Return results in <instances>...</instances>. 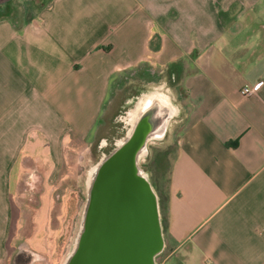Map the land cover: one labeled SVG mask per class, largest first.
Returning <instances> with one entry per match:
<instances>
[{
  "label": "crops",
  "instance_id": "crops-1",
  "mask_svg": "<svg viewBox=\"0 0 264 264\" xmlns=\"http://www.w3.org/2000/svg\"><path fill=\"white\" fill-rule=\"evenodd\" d=\"M26 4L0 13V264L43 255L58 187L116 108L113 81L143 69L188 109L159 264H264V0Z\"/></svg>",
  "mask_w": 264,
  "mask_h": 264
},
{
  "label": "water",
  "instance_id": "water-1",
  "mask_svg": "<svg viewBox=\"0 0 264 264\" xmlns=\"http://www.w3.org/2000/svg\"><path fill=\"white\" fill-rule=\"evenodd\" d=\"M156 98L167 105L160 115L153 107ZM144 102L149 106L140 117L131 116V130L88 169V199L76 253L67 255L63 264H156L162 254L165 238L159 197L140 159L146 155V131L160 126L151 138L161 143L172 122L180 118V107L168 93L151 91Z\"/></svg>",
  "mask_w": 264,
  "mask_h": 264
},
{
  "label": "rangeland",
  "instance_id": "rangeland-1",
  "mask_svg": "<svg viewBox=\"0 0 264 264\" xmlns=\"http://www.w3.org/2000/svg\"><path fill=\"white\" fill-rule=\"evenodd\" d=\"M20 1L25 2V0ZM47 1L48 0H26L27 4L25 7L23 6V9L25 11L26 8L25 12L35 13L40 10ZM22 17H25V15ZM160 78L158 73L154 75V72L143 69L135 72L123 73L113 81L110 98L113 101L115 100L114 103L116 102V108L112 114H108L107 119L102 120V123H105L107 128H105L100 135L95 137L93 145L90 147L91 150L85 154L80 166L74 167L67 181L59 185L57 193L55 194L56 199L52 223L48 226L47 231L42 232L47 247L44 248L43 255L40 254V257H38V260L40 259L39 262L42 261L43 264H63L80 227L87 197L85 185L87 171L99 159L100 154L104 152V150L96 152V148H98L102 138L110 137L112 132L111 118L117 109L120 108L122 100L129 95V90L144 87V85L146 89L152 90L155 84H159L157 82L160 81ZM168 94L171 95L170 93ZM171 96L173 97V95ZM173 99L180 107V118L169 128L165 139L166 144H157L150 148L149 161L148 164L144 166V169L149 173L152 186L159 197V204L160 200L164 202L169 192L172 166L176 157V143L185 125L184 118L188 110L184 109L174 97ZM30 193L31 196L28 198L29 202L36 204V200H34L36 193ZM15 197L18 198V196ZM15 202L20 204V200L18 199H16ZM30 219L31 217L29 215V223ZM28 227L30 229V224ZM29 231L30 230H28V232ZM51 249L52 252L50 251ZM162 259L163 257L159 256L156 263L159 264Z\"/></svg>",
  "mask_w": 264,
  "mask_h": 264
},
{
  "label": "flooded vegetation",
  "instance_id": "flooded-vegetation-1",
  "mask_svg": "<svg viewBox=\"0 0 264 264\" xmlns=\"http://www.w3.org/2000/svg\"><path fill=\"white\" fill-rule=\"evenodd\" d=\"M8 4H9V0H0V13H7L8 11ZM154 91V90H149L146 89L144 87H140V88H134L129 90L128 92V96H126L123 100H122V104L120 106L119 109H117V111L114 113L112 119V126H111V135L110 137H104L100 140V143L98 145V148H96V152L97 151H102L104 150V152H106L109 148H112L116 142H118L121 138H123L132 128V124H131V116L133 117H140V114H142L145 110L146 107L149 106L148 103H152L151 101H147L144 102V95L148 94L149 92ZM143 102V103H142ZM155 104L154 109L156 110V112L158 113L161 108L163 110L167 109V105L165 103V101L156 98L153 102ZM147 105V106H145ZM145 106V107H144ZM144 107V108H143ZM158 115H160L158 113ZM161 119L162 118H158L155 122L159 125L161 124ZM174 122H172L173 124ZM172 125L169 126V128ZM160 126H155V127H151L149 128L146 132L147 136L144 138V147H145V151H146V155L142 156L140 161H141V165L144 167L145 165L148 164L149 161V152H150V148L152 146H156L159 143H156L152 138L151 135H154L156 132H158L160 130ZM168 128V131H169ZM167 131V134H168ZM167 136V135H166ZM166 139V137H165ZM165 139L163 141H165ZM86 193H87V189H86ZM88 199V195L86 197V202ZM86 205V203H85ZM84 210V209H83ZM79 233V230H78ZM77 233V235H78ZM76 235V238H77ZM76 238L73 240V243L71 245L70 251L68 253V255L70 254L71 256L73 255V253H76V247H77V241ZM67 257V256H66ZM38 257H36L35 255H23V257L21 258V263L24 264H31L32 262H34L35 260H37ZM157 264V263H156Z\"/></svg>",
  "mask_w": 264,
  "mask_h": 264
},
{
  "label": "built area",
  "instance_id": "built-area-1",
  "mask_svg": "<svg viewBox=\"0 0 264 264\" xmlns=\"http://www.w3.org/2000/svg\"><path fill=\"white\" fill-rule=\"evenodd\" d=\"M263 83H257L252 87H244L241 91L242 95L247 97L253 94H256L257 92L260 91Z\"/></svg>",
  "mask_w": 264,
  "mask_h": 264
},
{
  "label": "bare ground",
  "instance_id": "bare-ground-1",
  "mask_svg": "<svg viewBox=\"0 0 264 264\" xmlns=\"http://www.w3.org/2000/svg\"><path fill=\"white\" fill-rule=\"evenodd\" d=\"M155 88H156V87H155ZM159 88H160V87H159ZM165 91H166V89H156V90H154L153 92H157V93H166ZM146 96H147V94H145L143 98L145 99ZM132 117H133V116H132ZM171 125H172V124H171Z\"/></svg>",
  "mask_w": 264,
  "mask_h": 264
}]
</instances>
